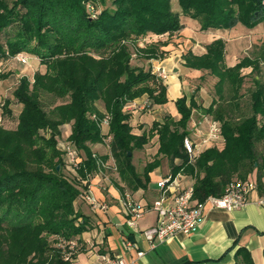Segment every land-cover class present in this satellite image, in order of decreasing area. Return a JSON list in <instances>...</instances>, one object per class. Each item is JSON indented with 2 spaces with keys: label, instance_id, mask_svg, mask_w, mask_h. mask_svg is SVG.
<instances>
[{
  "label": "trees",
  "instance_id": "trees-1",
  "mask_svg": "<svg viewBox=\"0 0 264 264\" xmlns=\"http://www.w3.org/2000/svg\"><path fill=\"white\" fill-rule=\"evenodd\" d=\"M98 1L103 9L97 7ZM98 1L0 0V61L22 51L47 66L33 80L27 75L19 79L13 92L22 104L17 128L0 126V264H66L56 237L80 240L87 230L88 218L75 203L99 168L90 146L106 138L99 102L111 115L110 151L121 179L130 188L143 186V178L148 181L149 172L165 156L172 164V178L181 172L194 178L198 201L222 196L230 182L246 180L254 172L258 189L264 193V151L258 149L259 143L264 144V83L255 80L251 113L235 115L241 103L243 69L252 66L256 70L259 61L245 57L230 68L225 63L226 42L221 38L208 44L204 54L188 50L183 55L186 66L209 71L218 79L217 98L204 107L196 100V92L190 99L183 95L176 100L178 120L154 121L149 131L137 135L125 106L144 94L149 96L150 107L169 99L162 77L132 64L131 42L173 35L184 27L182 16L173 10L172 0H111L112 7L105 6L107 0ZM179 3L183 14L200 22L201 30L232 29L239 23L254 28L264 23V0ZM89 4L97 9L95 17L88 11ZM13 25L17 30L8 35ZM163 44L136 45L147 60L163 57ZM5 77L0 72V79ZM48 95L66 101L47 110L43 97ZM200 108L220 123L224 145L208 147L192 161L183 141L190 134L188 124L194 110ZM67 123L71 124L69 138L82 158L77 170L68 167L65 171V157L57 148ZM155 135L160 142L156 158L138 173L132 162L134 151ZM178 158L180 162L175 163ZM235 256V264H254L243 247Z\"/></svg>",
  "mask_w": 264,
  "mask_h": 264
},
{
  "label": "crops",
  "instance_id": "crops-1",
  "mask_svg": "<svg viewBox=\"0 0 264 264\" xmlns=\"http://www.w3.org/2000/svg\"><path fill=\"white\" fill-rule=\"evenodd\" d=\"M178 31L180 33L176 32V35L170 40L167 37L169 34L150 36L154 40L162 37L163 43H165L161 46L165 51L164 56L155 59L157 62H154L153 65L155 69L159 67L165 69L166 76H164L163 82L168 88L169 100L165 104H155L151 109L143 108V104L149 101L148 95L138 97L131 103L133 107L129 111L130 121L132 131L137 135L149 131L154 121L164 122L167 117L178 120L181 115L176 100L183 95L190 96L182 84V75L203 72L186 66L183 55L188 50H192L197 55L204 54L207 51L206 45L215 38L209 31L210 35L202 34L201 31H196L195 28L188 25H184ZM179 35L182 37L179 38ZM197 35H204L206 42H204L205 40L201 41ZM208 36L210 37L208 38ZM203 43L205 47L202 46L201 50L198 46L201 47ZM177 44L180 47L190 45L188 47L190 49L182 48L180 50L176 47ZM173 70V74H167ZM199 98L200 96L196 95L198 103ZM200 101L203 102L204 107H207L208 102L205 99L200 98ZM206 115L201 108L194 110L188 127L192 129L195 136L199 126L197 122L205 124L206 130L208 129V124L204 120ZM108 130L107 127L103 128L104 132ZM207 132L208 130L206 135ZM193 139L196 141V137ZM159 143L158 136L155 135L142 149L137 151L139 152L137 157L133 156L132 162L138 173H142L147 163L156 158ZM91 145L94 148H102V154L109 156L107 164L116 163L110 149H106L103 142ZM213 145L222 147L224 139L200 143V152ZM137 161L142 166L140 169L137 166ZM179 162V158L175 160V163ZM171 165L168 157L160 156L159 164L149 172V180L146 181L142 177L144 185L138 188H130L123 182L119 172L112 175L115 176L114 178L110 174H106L105 168L91 177L89 187L98 199L108 203V209L105 211L94 210L87 201H76V209L88 218V228L79 236L82 246L76 254L77 260L84 264H92L94 252H105L123 255L131 264H235L236 251L243 247L250 253L254 264H264V201L261 202L264 193H261L258 188L249 194L248 203L239 209L228 210L207 204L194 233L188 235L180 232L173 238L158 244L155 248L150 247L149 242L142 235V231L153 227L158 221V214L152 206L154 201L161 196V181L170 175ZM178 182L180 186L187 187L193 185L194 178L181 172L178 174ZM174 190H176L175 187H172V191L168 194L173 193ZM125 193H130L146 209L145 214L132 230L126 224L128 215L121 202ZM126 237L131 240L132 249L126 248L124 245ZM138 250L144 251V255L139 257Z\"/></svg>",
  "mask_w": 264,
  "mask_h": 264
},
{
  "label": "rangeland",
  "instance_id": "rangeland-1",
  "mask_svg": "<svg viewBox=\"0 0 264 264\" xmlns=\"http://www.w3.org/2000/svg\"><path fill=\"white\" fill-rule=\"evenodd\" d=\"M105 6L112 7L111 0H107ZM97 7L99 9L104 8L103 4L100 3L99 1H98ZM172 8L174 11H177L181 14V16H182L181 21L185 26L188 25L189 27L195 28L196 31H201L202 34H206V33L208 34V31H209V33L215 39L221 38L226 42L225 63L227 66H230V68H231V66H234L235 64H237L240 60H242L245 57H248L253 62L259 61L258 63H260V64H259V67L256 68V70L253 69L252 66H248V67H245V69H243V74L245 75V80L243 83V87L241 89V93H242V97L240 100L241 103H240V107L235 111V115L238 117L239 116H245L246 114L247 115L250 114L251 113V106H250L251 105V91L255 87V80L257 79L260 82L264 83V23H260L257 25V27H254V28H248L244 24L239 23L238 25H236L232 29L201 30V24L197 19L191 18L190 16H186L185 14H183L179 0H172ZM16 26L17 25H13V26L9 27L7 34L8 35H10L11 33L14 34L17 30ZM177 33H180V32L178 31ZM210 34H208V35H210ZM174 35H176V33H174L173 36L168 35L167 37L170 40L174 37ZM178 37L181 38L182 36L179 35ZM197 37L201 38V41L205 40L204 42H206V38H204V35H197ZM209 37L210 36H208V38ZM148 41H149V43L153 42V41H155L154 43H163V38L158 37L154 40L153 37H147L146 36L143 39L132 41L131 42L132 43L131 44V52H132L131 62L133 65H139V66H142L146 69H152V72L154 74H156V73L158 74V71H157L158 68L155 69V66L153 65L154 62L155 63L157 62V61H155V59H157V58H154L152 60L151 59L146 60V58H142L139 55L140 52L137 48V45L139 47H144V45H146ZM2 42L4 44L6 43V33L2 34ZM192 42L194 43L195 41H192ZM192 42H189V43L192 44ZM204 45L205 44L203 43V44H201V47L200 46H198V47L201 48V50H202V46H204ZM189 46L190 45H188V47ZM5 47L7 48V46H5ZM176 47L180 50L182 48H184L185 50L190 49L185 45L180 47L179 44H177ZM206 47H207V45H206ZM22 53L25 55H28L30 57V61L28 64H23V63L21 64V62L16 60L14 58V56H10V55L8 58L0 61V72L4 73L6 75L5 78L0 79V107H2V110L4 112L3 120H1L0 126L8 128V129L17 128L18 121H19V114H20L21 109H22V104L19 103L17 101V99L14 98V95H13V92L18 85L20 77L27 75L31 78V80H33V76L36 72L40 71L42 73H45L47 71V66L45 64H41L39 57L32 56L26 52H22ZM160 69H162V68H160ZM173 73H174V70L169 71L167 74H173ZM161 76H159V77L161 78ZM162 77L164 78V76H162ZM181 79H182V84H184V89L187 91L188 95L191 96L194 92H196V95L200 96V98L202 100L205 99L208 102L207 103L205 101L207 103V107L212 103V101L215 97L217 98L215 84H216L218 79L215 76H213L212 74H210L209 71L204 70L202 73L183 74ZM226 92L229 93L228 87H227ZM144 95H148V94H144ZM190 96H187V97H190ZM200 98H199V103H201V105L203 106V102L200 101ZM7 100L10 101L9 105L7 104ZM65 101H66V99H55V98L50 97L49 95L46 97H43L44 106L47 110H50L51 107L55 106L56 104H60L62 102H65ZM132 102H129L127 105L131 104ZM98 107L100 108V110L102 111V113L104 115L106 113H108L102 102L101 103L99 102ZM150 109H151V107H150ZM125 111L130 113L129 112L130 110H125ZM202 112H203V110H202ZM195 113H197V112H195ZM263 120H264V118H263ZM197 125H199L198 130L196 129L197 135L195 136L192 132V129L188 128L189 132H190L188 137H190L191 139H193V137H196L195 142L197 144L205 143V142H203V140L206 137V131L208 129L206 130L205 124L202 125L201 123L197 122ZM70 132H71V124L67 123V124L63 125L62 126V135L59 136L60 139L57 142V148L63 154L64 157H65V150L63 148V143H66L65 144L66 146L67 145H71V146L74 145L69 138ZM105 136H106V134H105ZM103 144H104L103 146L106 149H108V148L110 149V145H109L110 142L105 141V142H103ZM90 146H91L94 154L97 155L98 159L103 158V156L104 157L107 156L106 154H102V152H101L102 148L101 149L94 148L93 145H91V144H90ZM258 149L261 152L264 151V144L259 143ZM76 150L80 154V152L77 148H76ZM137 151L138 150L134 151L135 157H137L139 154V152H137ZM101 160H103V159H101ZM103 161L107 162V159L103 160ZM136 163L140 169L142 167L141 164L138 161ZM109 166L110 167H108V168L105 167V169L104 168L103 169L107 172L106 174H110V176L114 178L115 176H112V175H114L115 172H119V171H114L112 169V164H109ZM68 167L71 168L68 164L66 157H65V168H66L65 171H67ZM97 172H100V168H98ZM247 179L248 180L252 179V180H255L256 182L258 181L255 172H254V174L249 175V177H247ZM77 200L83 201L84 199H82V197H79ZM75 205H76V203H75ZM81 219L82 218L80 216L78 218V220L80 221ZM52 240H53L52 242L54 243L55 238L54 239L52 238Z\"/></svg>",
  "mask_w": 264,
  "mask_h": 264
},
{
  "label": "built area",
  "instance_id": "built-area-1",
  "mask_svg": "<svg viewBox=\"0 0 264 264\" xmlns=\"http://www.w3.org/2000/svg\"><path fill=\"white\" fill-rule=\"evenodd\" d=\"M89 13L95 17L97 9L93 4L88 5ZM14 58L21 62V64H28L30 57L23 54L22 52L15 55ZM158 77L166 76L165 69L158 68ZM161 76V77H162ZM163 78V77H162ZM143 108H150L149 101L143 104ZM133 105L129 104L125 106V110H132ZM3 110L0 107V122L3 120ZM111 115L106 113L100 121L101 128H109L111 122ZM94 118H98L93 115ZM204 120L208 124V132L203 142L207 141H219L223 139L221 125L218 121L213 120L210 116L206 115ZM106 134L105 141L111 142L112 136L109 131L104 132ZM184 146L190 159L194 161L200 154L199 144H197L190 137H185ZM65 157L70 167L77 170L82 163V158L76 148L71 145H65ZM98 160V167L100 172L103 168L110 167L107 162L98 159L97 155L94 154ZM112 169L118 171L116 163L112 164ZM162 193L154 203L152 208L158 214V221L153 227H149L142 231V235L149 242L151 248H155L158 244L173 238L177 233L192 234L194 233L203 217L204 210L207 204H211L214 207L224 208L228 210H235L244 207L249 200V194L258 188V184L252 179H235L230 182L222 196L210 195L204 201H198L194 199V185L182 187L179 185L178 176L172 178L171 175L164 178L161 181ZM172 187H175L173 193L168 194L172 191ZM82 199L87 201L94 210L105 211L108 209V203L98 199L89 187L81 195ZM264 201V196L261 202ZM128 220L126 222L130 230L134 229L137 222L146 212V209L141 206L139 201L135 200L130 193H125L121 199ZM57 246L63 251V258L66 264H84L77 260L76 254L80 248L81 242L78 238L65 239L63 237H56ZM124 245L126 248L132 249V242L129 238L124 239ZM137 255H144V251L138 250ZM94 261L92 264H131V262L123 255H113L105 252H94Z\"/></svg>",
  "mask_w": 264,
  "mask_h": 264
},
{
  "label": "water",
  "instance_id": "water-1",
  "mask_svg": "<svg viewBox=\"0 0 264 264\" xmlns=\"http://www.w3.org/2000/svg\"><path fill=\"white\" fill-rule=\"evenodd\" d=\"M129 155H131V152H129ZM58 168H60V166H58Z\"/></svg>",
  "mask_w": 264,
  "mask_h": 264
}]
</instances>
